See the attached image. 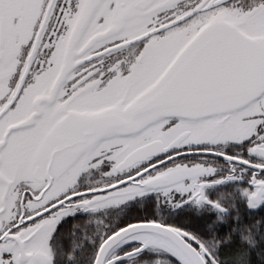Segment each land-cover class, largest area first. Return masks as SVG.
Segmentation results:
<instances>
[{
  "label": "snow or ice",
  "instance_id": "snow-or-ice-1",
  "mask_svg": "<svg viewBox=\"0 0 264 264\" xmlns=\"http://www.w3.org/2000/svg\"><path fill=\"white\" fill-rule=\"evenodd\" d=\"M0 264H264V0H0Z\"/></svg>",
  "mask_w": 264,
  "mask_h": 264
}]
</instances>
